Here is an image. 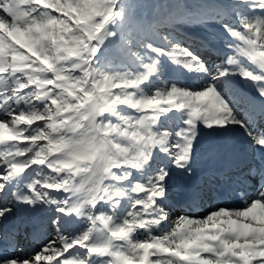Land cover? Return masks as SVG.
<instances>
[{"label": "snow or ice", "instance_id": "obj_1", "mask_svg": "<svg viewBox=\"0 0 264 264\" xmlns=\"http://www.w3.org/2000/svg\"><path fill=\"white\" fill-rule=\"evenodd\" d=\"M0 264H264V0H0Z\"/></svg>", "mask_w": 264, "mask_h": 264}, {"label": "bare ground", "instance_id": "obj_2", "mask_svg": "<svg viewBox=\"0 0 264 264\" xmlns=\"http://www.w3.org/2000/svg\"><path fill=\"white\" fill-rule=\"evenodd\" d=\"M239 86H240L242 89H244V90H246V91H248V92H249V91L251 92V89L248 88L246 85H240V84H239ZM250 92H249V93H250ZM203 161H204V160H203ZM203 161H202V162H203ZM198 165H199V163L196 165V167H197ZM202 165H203V166L201 167V169H196V170H195V171H196V175L193 176V179H196V178L198 177V173H197V171H200V170L202 171V169H204V167L206 166L205 163H203ZM232 204H233V203H232ZM196 211H197V213H198L199 210L197 209ZM200 214H201V213H200Z\"/></svg>", "mask_w": 264, "mask_h": 264}, {"label": "rangeland", "instance_id": "obj_3", "mask_svg": "<svg viewBox=\"0 0 264 264\" xmlns=\"http://www.w3.org/2000/svg\"><path fill=\"white\" fill-rule=\"evenodd\" d=\"M146 2L147 3H149L150 4V2H151V0H146ZM148 10V8L146 7L145 9H144V11H147ZM204 159H201V160H198V162L200 163V164H202L204 161H203ZM203 161V162H202ZM197 162V163H198ZM199 167H201V165L199 166ZM196 169H199L198 167H196ZM195 169V170H196ZM180 214V212H177L175 215H179ZM198 214H200V213H198ZM204 214V212L203 211H201V214L200 215H203Z\"/></svg>", "mask_w": 264, "mask_h": 264}]
</instances>
